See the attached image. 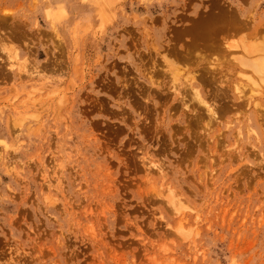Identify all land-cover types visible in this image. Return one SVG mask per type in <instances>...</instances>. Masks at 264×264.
Here are the masks:
<instances>
[{
  "label": "rangeland",
  "instance_id": "obj_1",
  "mask_svg": "<svg viewBox=\"0 0 264 264\" xmlns=\"http://www.w3.org/2000/svg\"><path fill=\"white\" fill-rule=\"evenodd\" d=\"M227 10L264 43V0H0V264H264V75L177 61Z\"/></svg>",
  "mask_w": 264,
  "mask_h": 264
},
{
  "label": "bare ground",
  "instance_id": "obj_2",
  "mask_svg": "<svg viewBox=\"0 0 264 264\" xmlns=\"http://www.w3.org/2000/svg\"><path fill=\"white\" fill-rule=\"evenodd\" d=\"M230 10H227L225 13H221L220 15H219V17L216 15L215 16V22H213V25H214V27L211 29V30H209L212 26H209V25H207L208 27H200L198 30H196L197 32H195V36L197 35V39H198V35L200 36L199 37V39L196 41V40H193L192 38V40H193V42H191V44L189 45V47L188 48H186V54H182L181 56H180V53L179 54H177L178 52H177V50H175L174 51V49L176 48H174V49H172V47H171V49L173 50H171L170 51V55H171V53H175V52H177V53H175V54H177L178 56V58L180 57V58H182V59H178L177 61H181L182 60V63H186L187 62V64H189L190 66H194V67H197L198 69L200 68V67H202L203 69H201L200 68V70H203V74H201L200 75V73H198L196 76H197V78L198 77H202V75H203V77H202V80L201 81H204V82H209V84L210 83H216V81H217V79L219 78H217V77H215L214 76V74H219V73H217V70L215 71L214 69H210V67L209 68H206L205 66L203 67L202 65H206L207 64V59L204 57V58H201V56L197 59V57H195V58H193L194 57V55H192L191 53H192V51L193 50H197V51H201V50H205L206 52L208 51L209 53H212L213 51H221V49H223V47L222 46H224V45H220V43L218 42V40H222V39H214V37H213V35L212 34H216V33H218L219 35H223V36H229V35H232L233 33H237V32H239V34H240V31L241 32H243V34H244V30H246V27H245V25H243V23H244V21L242 22L241 21V23H240V18H239V20H238V18L237 17H230L229 15L231 14V12H229ZM219 12V11H218ZM49 13H50V11H49ZM212 13V12H211ZM235 14V13H234ZM49 17V16H48ZM212 19V18H211ZM214 21V20H213ZM238 21H239V23L241 24H239L238 23ZM204 23V22H203ZM207 23V22H206ZM209 23V22H208ZM211 23V22H210ZM215 23V24H214ZM205 25V24H204ZM248 30V29H247ZM247 30H246V33L244 34V36L245 37H247L246 35H247ZM191 31V30H190ZM194 33V32H193ZM197 33V34H196ZM188 34V33H187ZM249 34V33H248ZM257 34V31H256V29H254L252 32H251V34L250 35H252V36H255V35ZM241 35H242V33H241ZM249 36V35H248ZM223 38H225V37H223ZM195 39V38H194ZM258 40V39H257ZM260 40V39H259ZM261 40H262V38H261ZM224 41V40H223ZM240 41H242V40H240ZM243 42V44H241L240 45V43H239V45L241 46H239L237 43H234V42H232L234 45H225L224 47V49H236V47L238 48V46H239V49H241V51L243 52V54H245L246 55V50L244 51V47H245V49H247V46H245L244 45V40L242 41ZM251 42V41H250ZM222 43H224V42H222ZM253 43H255V44H257V45H255L254 44V46L253 45H251V44H249L251 47L253 46V50L252 49H250L249 50V52L247 53V57L246 58H248V60L243 56V55H239L238 54V56H240V57H242L243 56V58L241 59L240 57H238V56H236L235 55V53L234 54H231V56H233V57H236L237 59H230L231 61L232 60H234V62L235 61H238L239 59H241V60H245V61H238V62H235V63H237V64H239L240 62H246L245 64L247 65H244V66H246V67H253V68H250V69H252V72H253V70H255V71H257V73L258 72H261L260 73V76H261V74L262 75H264V43L263 42H260V41H255V42H253ZM176 44V43H175ZM189 44V43H188ZM226 44V43H225ZM228 44V43H227ZM230 44V43H229ZM236 44L238 45V46H236ZM258 44H259V46H258ZM186 45V43L184 44V46ZM187 46V45H186ZM259 47V49L257 48V47ZM178 48V47H177ZM254 48H256V50L254 49ZM159 51V50H158ZM241 51H239V52H241ZM165 52V51H164ZM235 52V51H234ZM241 52V53H242ZM246 52V53H245ZM165 53H167V52H165ZM174 53L172 54V56H174ZM193 53H195V52H193ZM224 53H226V52H224ZM231 53H233V52H231ZM228 54H230L229 52H228ZM227 53H226V55H228ZM225 55V56H226ZM168 55H165L163 58H165V61L166 60H168L169 59V57H171V56H169V57H167ZM196 56H199V55H196ZM176 57V56H175ZM177 57H176V59H177ZM228 57V56H227ZM251 57V59H249ZM252 57L254 58V57H256V58H258V59H256L257 61L255 62V61H253L254 59H252ZM239 58V59H238ZM173 59V58H172ZM173 60H175V59H173ZM172 60V61H173ZM210 60V59H209ZM227 60V59H226ZM171 60H169V62H167V63H170V64H172L173 65V63H177V64H179L176 60H175V62H172ZM224 61V60H223ZM202 62H203V64H202ZM233 62V61H232ZM185 63H184V65H185ZM162 64H164V63H162ZM169 64V65H170ZM176 64V65H177ZM181 64V63H180ZM186 64V65H187ZM210 64V63H209ZM233 64V63H232ZM242 64V63H241ZM166 65V63L164 64V66ZM175 65V64H174ZM240 65V64H239ZM164 66H162L161 65V68L163 67L164 68ZM213 65H211V67H212ZM234 66V65H233ZM240 66H242V65H240ZM239 66V67H240ZM243 66V67H244ZM152 67H153V65H152ZM166 67V66H165ZM179 67V66H178ZM184 67H186V66H184ZM245 67V68H246ZM151 68V67H150ZM158 68V67H157ZM157 68H156V71H157ZM161 68H158V69H161ZM191 68V67H190ZM189 68V70L191 71L192 69H190ZM235 68V67H234ZM152 69V68H151ZM150 69V70H151ZM248 69V68H247ZM162 70V69H161ZM200 70H198V72L200 71ZM149 71V70H148ZM163 71V70H162ZM161 71V72H162ZM184 71V70H183ZM189 71V72H190ZM226 71V70H225ZM248 71V70H247ZM253 72L254 74H255V76H259L258 74L256 75V72ZM196 73H197V71H195ZM219 72V71H218ZM153 73V72H152ZM169 73V72H168ZM181 73V72H180ZM194 72H192L191 74H193ZM221 73V72H220ZM154 74V73H153ZM157 74H159V72L157 73ZM172 74V73H171ZM149 75V74H148ZM155 76H157L156 74H154ZM169 75V74H168ZM175 75V74H174ZM193 75H195V74H193ZM207 75H209V76H207ZM146 76H147V74H146ZM251 76V75H250ZM169 77V76H168ZM178 77V76H177ZM189 77V76H188ZM193 77V78H192ZM191 77V81L190 82H192V80H195L196 79V77H194V76H192ZM209 77V78H208ZM253 77H254V75H253ZM252 77V78H253ZM263 77V76H262ZM151 77H149L148 79H150ZM223 78H225V77H223ZM260 78V77H259ZM156 79V78H155ZM158 79H160V78H158V76H157V80H155V82L157 81V82H160V81H158ZM164 79V78H163ZM175 79H176V77H175ZM185 79H187V78H185ZM199 79V78H198ZM198 79H196V80H198ZM151 80H153V79H151ZM248 80V79H247ZM259 80H264L263 78L261 79H259ZM198 81H200V80H198ZM197 81V82H198ZM249 81H255L254 79L253 80H250L249 79ZM177 82V81H176ZM187 82V81H186ZM218 82V81H217ZM256 82V81H255ZM260 82H262V81H260ZM184 83V82H183ZM200 83V82H199ZM219 83V82H218ZM159 84V83H158ZM175 84V83H174ZM177 84V83H176ZM206 84H208V83H206ZM234 84V83H233ZM255 84V83H254ZM257 84V83H256ZM259 84V83H258ZM187 85L188 84H186L185 85V87H187ZM200 85V84H199ZM201 85H203L202 83H201ZM205 85V84H204ZM215 85V84H214ZM213 85V86H214ZM223 85V84H222ZM172 86V85H171ZM174 86V85H173ZM190 86V85H189ZM195 86L196 85H192V88L191 87H187V88H189L192 92H190V93H192V95H193V97H192V95H191V97H190V95L189 94H187V90L184 92L183 90H182V88L180 89L181 91L180 92H184V96H182V95H180V93H179V88H178V90H176L177 88H174L175 90H174V92H172L173 94L175 93V95H177V96H179V98H177V101L180 99H182V100H185V96L186 95H188V98H190V99H192V100H194V101H196V103H198L199 105H201L202 106V109H204L205 108V110H206V114H209L210 115V117H211V119H212V117H214L213 119H214V121L216 120V118H218L219 117V115L215 112V109L210 105V104H208L207 102L208 101H206L205 100V97H203V95L201 94V92H200V90L199 89H197V88H195ZM209 86V85H208ZM211 86V85H210ZM146 87V86H145ZM175 87H177L176 85H175ZM178 87H179V85H178ZM183 87V86H182ZM205 87V86H204ZM212 87V86H211ZM215 87V86H214ZM239 87V86H238ZM237 87V89H239ZM173 88L171 87V91H173ZM224 88H226V87H224ZM147 89V88H146ZM211 89V88H210ZM213 89V88H212ZM215 89V88H214ZM165 90V89H164ZM169 90V91H170ZM189 90V91H190ZM217 90L219 91V89L217 88ZM221 90V89H220ZM240 90V89H239ZM189 91H188V93H189ZM211 91V90H210ZM216 91V90H215ZM223 91V90H222ZM221 91V92H222ZM157 92V91H156ZM214 92V91H213ZM224 92H225V90H224ZM224 92H222V94L224 93ZM227 92V91H226ZM171 93V94H172ZM186 93V94H185ZM216 93V92H215ZM220 93V92H219ZM171 94L170 95H168V96H171ZM227 94V93H226ZM238 94H239V92H238ZM159 96H161L162 94H158ZM211 95V94H210ZM209 95V96H210ZM214 95V94H213ZM150 96V95H149ZM238 96H240V95H238ZM236 97L235 99L237 100H235L237 103L238 102H240V98H242L241 96L240 97ZM167 97V96H166ZM216 97V96H215ZM215 97H213V98H215ZM218 97V96H217ZM232 97V96H231ZM230 97V98H231ZM235 97V96H234ZM170 98V97H169ZM194 98V99H193ZM209 98V97H208ZM207 98V99H208ZM211 98V97H210ZM212 98V99H213ZM229 98V99H230ZM243 99L244 98H242V100H241V102L243 101ZM181 100V102H184V101H182ZM209 100V99H208ZM188 101H189V99H188ZM213 101V100H212ZM221 101H223L224 102V100H221ZM185 102H187L186 100H185ZM185 102H184V106H185ZM219 102V101H218ZM217 102V103H218ZM231 102V101H230ZM240 102V103H241ZM191 103H192V101H191ZM229 103V102H228ZM232 103V102H231ZM175 104V103H174ZM188 104H190V102L188 103ZM187 103H186V105H188ZM193 104V103H192ZM225 104V103H224ZM239 104V103H238ZM243 104V103H242ZM248 104V103H247ZM171 105V104H170ZM229 105V104H228ZM228 105H227V107L226 108H229L228 107ZM237 105V104H236ZM235 105V106H236ZM240 105V104H239ZM238 105V106H239ZM193 106V105H192ZM221 106V105H220ZM223 106H226V105H223ZM243 106H245V105H243ZM176 107H177V104H176ZM176 107L174 108L175 110H176ZM183 107V106H182ZM186 108H188V106H185ZM191 107V106H190ZM240 107V106H239ZM238 107V108H239ZM248 107V106H247ZM192 108V107H191ZM200 108V107H199ZM237 108V107H236ZM179 108L177 107V110H178ZM198 109V108H197ZM201 109V110H202ZM218 109H219V106H218ZM171 110V109H170ZM185 110H187V109H185ZM200 110V109H199ZM198 110V111H199ZM217 110V109H216ZM231 111V110H230ZM236 111H238V109L236 110ZM181 112V111H180ZM174 113H175V111H174ZM203 113H204V110H203ZM218 113H219V111H218ZM221 113V112H220ZM192 114H194V113H192ZM199 114V113H198ZM222 114V113H221ZM224 114V113H223ZM173 115V114H172ZM176 115V114H175ZM188 115V114H187ZM201 115V114H200ZM220 116H222L223 117V115H220ZM260 116H262V115H260ZM196 117H199V116H196ZM200 117H202V116H200ZM222 117H220V118H222ZM259 118V117H258ZM197 119V118H196ZM207 120H208V118H206ZM211 119H209V123H211ZM186 120H187V118H186ZM198 120V119H197ZM201 120H203V117H202V119ZM201 120L199 121V122H201ZM205 120V119H204ZM204 120H203V122H204ZM256 120V119H255ZM258 120V119H257ZM190 121V120H189ZM193 122V121H192ZM191 122V123H192ZM212 122H213V120H212ZM197 123H198V121H197ZM208 123V122H207ZM194 124V123H193ZM196 124V123H195ZM205 124H206V122H205ZM190 125V124H189ZM208 125V124H207ZM212 125V124H211ZM206 126V125H205ZM195 127V126H194ZM210 127V126H209ZM212 127V126H211ZM174 128V127H173ZM191 129V128H190ZM206 129H209L208 127L206 128ZM240 129V128H239ZM237 130L236 131V133L239 135V132L238 131H240V130ZM248 129V128H247ZM194 132V131H193ZM220 133V132H219ZM234 135V134H233ZM218 136V135H217ZM237 137V136H236ZM218 138V137H217ZM209 139V138H208ZM222 142V141H221ZM224 142V141H223ZM204 144V143H203ZM220 145V144H219ZM224 145V144H223ZM221 146V145H220ZM222 148V147H221ZM231 149H232V146H231ZM193 150H195V149H193ZM193 150H190V151H193ZM226 150V149H225ZM190 154V153H189ZM192 154H193V152H192ZM223 156V155H222ZM151 163H149V166L150 167H154V166H156V163L154 164V166L153 165H150ZM148 166V167H149ZM158 168H159V165H158ZM152 169V168H151ZM157 169V168H156ZM160 169V168H159ZM150 170V169H149ZM154 170V169H153ZM152 170V171H153ZM160 172H161V170H160ZM47 178L45 177V180H46ZM169 188V187H168ZM172 190V189H171ZM167 192L169 191V194H171L170 193V188L168 189V190H166ZM166 191H163V192H166ZM171 192H173V191H171ZM161 193V192H160ZM164 194V193H163ZM168 194V195H169ZM165 195V194H164ZM173 195H176L175 193H172V198L174 197ZM171 197V196H170ZM170 197H166L167 198V200L168 199H172V198H170ZM176 197H177V195H176ZM178 198H180V197H178ZM178 198H176V200H174L175 199V197H174V199H172V200H170V201H173V202H177V203H174V204H171V206L173 205V208H174V206L176 207V205H178L177 206V208L178 209H180V210H182L183 208L181 207V205L179 206V204H181L180 203V201L179 200H181V199H179V200H177ZM169 200H168V202H170ZM179 201V202H178ZM181 202L184 204V202L181 200ZM179 203V204H178ZM176 204V205H175ZM180 207V208H179ZM178 209H175V210H177V212L179 211ZM176 212V211H175ZM179 224V223H178ZM180 226H181V224H180ZM180 226H179V228H180ZM181 232H182V230H181ZM182 234V233H181Z\"/></svg>",
  "mask_w": 264,
  "mask_h": 264
}]
</instances>
